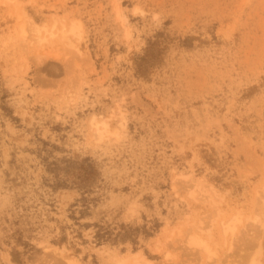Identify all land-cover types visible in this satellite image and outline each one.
Returning <instances> with one entry per match:
<instances>
[{
  "label": "rangeland",
  "instance_id": "1",
  "mask_svg": "<svg viewBox=\"0 0 264 264\" xmlns=\"http://www.w3.org/2000/svg\"><path fill=\"white\" fill-rule=\"evenodd\" d=\"M263 197L264 0H0V264H263Z\"/></svg>",
  "mask_w": 264,
  "mask_h": 264
},
{
  "label": "bare ground",
  "instance_id": "2",
  "mask_svg": "<svg viewBox=\"0 0 264 264\" xmlns=\"http://www.w3.org/2000/svg\"><path fill=\"white\" fill-rule=\"evenodd\" d=\"M93 125L97 126L95 122H94ZM101 125L103 126L102 129H101L100 127H99V128H98V127L96 128V130L98 131V135H99V136H100L101 134L104 133L103 131H105L106 127L108 126V124H107L106 122H101ZM107 128H108V127H107ZM107 131H108V130H107ZM107 131H106V132H107ZM263 199H264V197H263ZM263 199H262V200H263ZM263 203H264V202H263ZM236 217H237V216H236ZM233 219L236 220L237 218H233ZM239 219H240V218H239ZM239 219H238V220H239ZM259 219H260V218H259ZM238 220H237L236 222H238ZM240 220H241V219H240ZM231 221H233V220H231ZM233 222H234V221H233ZM233 222H232V224H229L228 227L226 228V233H227L228 231H229V232L232 231V232H233V233L231 232L232 235L234 234L233 229L236 228V225H235V222H234V224H233ZM263 222H264V221H263ZM263 222H262V220H261V224H262V225H263ZM255 223H256V222H255ZM255 223H254V225H255ZM236 224H237V223H236ZM261 224H260V225H257V226H260V227H261ZM257 226H256V227H257ZM263 228H264V227H263ZM260 230H261V229H260ZM223 233H224V232H223ZM226 233H225V234H226ZM231 233H230V235H231ZM260 233H261V232H260ZM195 242H196V241H195ZM191 244H192V243H191ZM196 244H197V243H196ZM202 244H203V243H202ZM202 244H201V245H202ZM199 245H200V244H199ZM230 246H231V244H230ZM199 247H200V246H199ZM204 247H205V245H204ZM207 251H208V250H207ZM208 252H209V251H208ZM212 255H213V253H212ZM212 255H211V253H210V257H211ZM122 262H123V261H122ZM148 262H149V261H148ZM248 263H250V264H262L261 262L255 260V259H253V258H252V262L250 261V262H248ZM263 264H264V263H263Z\"/></svg>",
  "mask_w": 264,
  "mask_h": 264
}]
</instances>
